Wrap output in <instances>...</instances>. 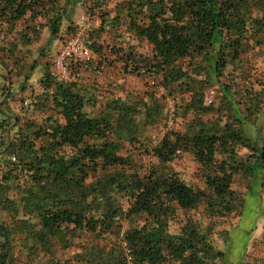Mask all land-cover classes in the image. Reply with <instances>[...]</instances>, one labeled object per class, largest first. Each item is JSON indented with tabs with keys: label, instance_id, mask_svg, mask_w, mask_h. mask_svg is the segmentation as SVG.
Masks as SVG:
<instances>
[{
	"label": "trees",
	"instance_id": "16d2710c",
	"mask_svg": "<svg viewBox=\"0 0 264 264\" xmlns=\"http://www.w3.org/2000/svg\"><path fill=\"white\" fill-rule=\"evenodd\" d=\"M81 1L64 0L60 7L58 0H0V23L13 28L28 13L52 14L48 23L57 35L63 21L60 12L67 14V8L72 12ZM123 11L124 19L119 14L109 19L104 13L101 29L115 31L124 20L134 39L151 47V54L142 59L134 44L123 49L126 66L162 74L167 88L184 86L196 94L197 84L205 88L218 79L224 95L232 98L230 86L222 81L227 67L251 46L264 49V0H124ZM67 29L70 35L76 31L75 26ZM92 47L99 52L94 42ZM187 58L185 69L180 61ZM41 83L36 109L47 110L44 123L23 121L11 111L8 99L0 104V138L4 130L7 139H0V152L7 147L15 158L0 174V264H11L15 235L48 248L55 239L65 242L66 233L77 230L109 240L86 250L87 264H214L218 258L229 264L226 252L213 246L210 232L192 219L187 218L179 232H172L171 225L179 210L191 211L202 203L213 215L245 208V197L232 189L234 175L246 169L235 148L253 150L249 170L254 183L255 174L264 168V146L251 145L249 137L228 122L174 131L158 146L144 149L163 164L182 151L192 153L202 165L206 188H195L179 173L158 167L142 175L132 157L119 152L123 139L136 138L138 125L157 122L158 99L108 101L105 112L92 117L86 108L97 96L82 93L79 81H58L52 63ZM31 108L24 107L25 114L35 113ZM217 153L227 157L219 161ZM131 164L134 170H127ZM100 169L111 171L88 184L90 174ZM10 192H15L14 197H9ZM124 197L130 199L127 208L121 201ZM141 216H146L143 224L123 230V220Z\"/></svg>",
	"mask_w": 264,
	"mask_h": 264
},
{
	"label": "rangeland",
	"instance_id": "374dc122",
	"mask_svg": "<svg viewBox=\"0 0 264 264\" xmlns=\"http://www.w3.org/2000/svg\"><path fill=\"white\" fill-rule=\"evenodd\" d=\"M58 4L62 7L64 0H58ZM123 8L124 0H82L72 12L67 8V14L60 8L63 21L57 35L51 33L48 23L52 14L32 17L28 13L13 28L7 23H0V104L8 99L11 111L20 115L23 121L34 119L45 122L47 110L36 109V103L43 93L41 80L48 73L54 55L70 36L67 29L69 25L73 27L79 14L87 9L91 12L90 9H93V13H90V31L92 41L100 47V59L79 67V86L84 88L82 93L87 96V93H93L97 96V100L87 106L88 113L92 117H100L105 112L104 107L108 101L116 99L131 103H139L141 100L152 103V98L155 97L161 104L157 122L138 125L136 138L123 139L119 153L132 157L131 163L136 165V169H140L142 175L158 167L179 173L187 184L195 188H206L202 165L192 153L182 151L174 160L163 164L158 157L151 152L147 153L144 148L146 145L158 146L165 135L174 131H192L193 127L197 130L196 128L203 125L211 127L226 122L245 137H249L251 145L264 146V49L251 46L236 63L227 67L222 81L230 86L232 98L224 95L218 79L205 88L197 84L196 94L184 86L167 88L162 84V74L147 71L144 67L138 71L126 66L121 58L123 49L134 44L142 59L151 54V47L145 41L135 40L131 32L127 31V24L122 22L124 20L118 22L115 31L111 28L101 29L104 13L109 19L118 14L124 19ZM115 48L121 50L113 53ZM188 63L189 58L180 61L185 69L189 67ZM4 88H8L5 89L7 93H4ZM212 88L216 92L212 95L213 102L209 103L207 96ZM231 100L235 102L232 104ZM29 106L35 113L25 114L24 107ZM235 107L240 108V111L237 112ZM235 114L243 122L237 120ZM11 130L13 131V126ZM1 134L3 137L0 139L7 141L4 130ZM6 148L0 152V174L5 170L6 163L15 161ZM235 150L238 161L246 169H241L234 175L232 189L245 197V208L239 206L236 211L225 216L222 213L211 214L212 210L205 203L191 211L179 210L172 222L171 231L179 232L187 218H190L202 229L210 232L213 246L226 252L229 264H264V168L257 171L253 183V174L249 170L253 161V150L240 145ZM225 157L227 156L217 153V160L222 161ZM132 164L127 170L133 169ZM110 171L100 169L96 174L91 173L87 183L90 184ZM14 195L15 192H10L9 197ZM129 200L126 197L121 198L125 208L129 206ZM3 216L9 217L4 212ZM145 218L146 216H141L123 220V230L143 224ZM32 220L37 223L34 217ZM23 238L21 234L15 235L10 249L11 264H87L83 261L87 255L86 250L95 245L109 244L108 239L103 240L86 230L68 231L65 242L55 239L53 246L48 248L35 244L31 239L24 241ZM246 238L247 242L244 244ZM215 260L214 264H226L222 258Z\"/></svg>",
	"mask_w": 264,
	"mask_h": 264
},
{
	"label": "built area",
	"instance_id": "2783aa9c",
	"mask_svg": "<svg viewBox=\"0 0 264 264\" xmlns=\"http://www.w3.org/2000/svg\"><path fill=\"white\" fill-rule=\"evenodd\" d=\"M90 15L88 10L79 14L74 25L76 31L66 38L54 56L52 74L58 81H80L79 67L100 59L98 52L92 47ZM215 92L214 88L210 89L207 102H213L212 95ZM170 122H173L172 119Z\"/></svg>",
	"mask_w": 264,
	"mask_h": 264
}]
</instances>
